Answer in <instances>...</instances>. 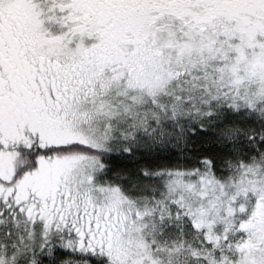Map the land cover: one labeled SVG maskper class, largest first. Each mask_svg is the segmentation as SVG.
Masks as SVG:
<instances>
[{
  "label": "snow or ice",
  "instance_id": "6c2138e0",
  "mask_svg": "<svg viewBox=\"0 0 264 264\" xmlns=\"http://www.w3.org/2000/svg\"><path fill=\"white\" fill-rule=\"evenodd\" d=\"M0 264H264V0H0Z\"/></svg>",
  "mask_w": 264,
  "mask_h": 264
}]
</instances>
